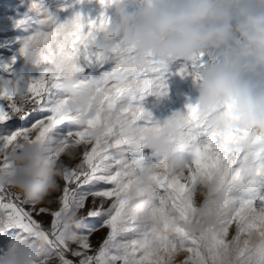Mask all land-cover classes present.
I'll list each match as a JSON object with an SVG mask.
<instances>
[{"label":"snow or ice","instance_id":"1","mask_svg":"<svg viewBox=\"0 0 264 264\" xmlns=\"http://www.w3.org/2000/svg\"><path fill=\"white\" fill-rule=\"evenodd\" d=\"M111 2L98 0L101 11L94 18L76 11L60 21L42 0H31L16 21L18 26L35 24L20 53L35 48L39 62L35 75L0 83V172L10 169L22 142L38 141L62 163L65 183L58 210L29 203L12 187L0 185V236L8 240L0 252L26 243L36 264H49L53 255L59 264H74L66 258L69 252L80 257L79 264H178L180 253L186 255L179 264H264V134L218 133L208 126V117L188 103L184 112L172 113L178 117V135L170 138L172 149L185 157L186 169L177 173L148 150L145 134L155 132L159 120L142 101L148 95H166L169 64L153 59L137 64L127 48L104 57L87 48L86 41L108 22L103 9ZM204 55L181 63L176 74L195 79L205 67ZM0 68L7 71L9 65ZM66 75L93 84L95 111L83 125L77 123L78 111L64 107L67 97L61 83ZM125 127L135 130L131 141L123 133ZM240 139L248 140L247 149L236 146ZM137 177L148 183L133 190L131 181ZM204 184L222 192L226 204L207 200L201 194ZM89 198L86 216H78L75 230L65 235L58 218L68 210L79 212ZM25 204L31 208L25 210ZM205 207L215 223L189 232L185 226L199 223L194 213ZM34 214L51 217L50 231ZM232 226L235 234L228 239ZM101 227L109 229L107 236L89 255L90 236ZM38 241L45 244L43 253L36 248Z\"/></svg>","mask_w":264,"mask_h":264},{"label":"clouds","instance_id":"2","mask_svg":"<svg viewBox=\"0 0 264 264\" xmlns=\"http://www.w3.org/2000/svg\"><path fill=\"white\" fill-rule=\"evenodd\" d=\"M140 5L129 10L125 0H112L111 16L92 38L87 48L104 57L122 49L133 50V61L142 64L153 59L171 64H187L211 50L221 49L235 36L247 46L221 63L204 67L194 80L199 82L194 104L205 114L208 126L218 132L243 130L264 134V0H131ZM25 64L38 65L39 51L27 48L20 53ZM61 90L67 100V111L79 112L77 123L83 125L94 115L93 84L79 81L72 75L62 79ZM89 104L93 107L89 108ZM84 111V109H86ZM178 112V111H177ZM131 141L136 133L131 127L123 129ZM178 135V117L159 121L155 132L145 134L146 147L159 154L177 173L187 167L184 156L174 151L170 138ZM247 149V139L236 145ZM63 172L61 162L54 160L38 141L22 142L11 157V167L0 172V185L12 187L29 203L40 204L56 190ZM145 177L131 181L133 190L147 186ZM201 194L217 206L225 205V196L212 184H204ZM194 215L199 223L186 229L196 233L201 227H211L215 216L208 208ZM78 212L68 210L58 218L65 235L77 227ZM43 253V241L36 243ZM0 264H36L33 248L26 243L11 246L0 253Z\"/></svg>","mask_w":264,"mask_h":264},{"label":"rangeland","instance_id":"3","mask_svg":"<svg viewBox=\"0 0 264 264\" xmlns=\"http://www.w3.org/2000/svg\"><path fill=\"white\" fill-rule=\"evenodd\" d=\"M31 0H0V64H8L7 71L0 68V83L4 80H15L20 76L27 77L28 75H35L36 70L33 66L25 64L23 58L20 55V49L22 47L23 39L30 35L34 28V23L25 22L21 25H17L16 21L24 16L28 11V6ZM128 3L129 10H136L140 5L132 3L131 0H125ZM45 7L50 12L55 14L60 21L79 11L82 15L89 18L96 17L101 8L98 0H80L79 3H74L73 0H42ZM71 4V7H62V5ZM106 15L111 16V10L103 9ZM247 46L243 44L241 40L235 36L231 37L227 45L221 49L211 50L204 55L205 67L221 63L235 52H242L246 50ZM12 58H15L14 60ZM182 62L175 61L169 64V73L166 76L167 93L162 96L148 95L144 97L142 104L150 111L153 117L159 121H163L165 118L172 115L173 112H184L188 103H194L195 98L198 95L199 82L194 80L190 75H180L177 77L176 69ZM40 119L42 117H35ZM34 122V121H32ZM25 126H30V123L25 122ZM243 132V131H242ZM61 159L68 163L69 158L62 156ZM79 159L71 161V163H78ZM63 179H60L58 184L59 190L52 192L43 204L47 205L53 210H58L59 201L58 198L62 193L64 186ZM25 210L31 208L30 204L23 205ZM91 207V198L88 199L84 208L78 212V216H86L89 208ZM107 207V204H105ZM37 220H43V227L45 230L50 231V216H35ZM98 222V221H96ZM109 229L107 227H101L98 231L94 232L90 236L91 249L88 250L89 255H94L96 250L100 247L103 240L106 238ZM235 234L234 226L230 227L228 239ZM8 243L6 236H0V248H3ZM72 248L77 249L78 245H71ZM2 253V252H0ZM186 253H180L176 256V260L183 261ZM66 258L72 260L74 264H79L80 257L73 256L71 253H66ZM49 264H59V258L53 255L49 259Z\"/></svg>","mask_w":264,"mask_h":264},{"label":"bare ground","instance_id":"4","mask_svg":"<svg viewBox=\"0 0 264 264\" xmlns=\"http://www.w3.org/2000/svg\"><path fill=\"white\" fill-rule=\"evenodd\" d=\"M177 77H179L180 75H177L176 73H174Z\"/></svg>","mask_w":264,"mask_h":264}]
</instances>
